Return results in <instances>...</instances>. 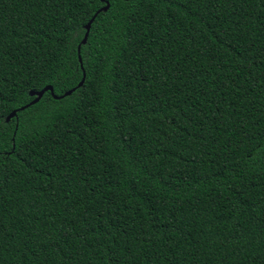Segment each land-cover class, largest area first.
Instances as JSON below:
<instances>
[{
    "label": "trees",
    "instance_id": "obj_1",
    "mask_svg": "<svg viewBox=\"0 0 264 264\" xmlns=\"http://www.w3.org/2000/svg\"><path fill=\"white\" fill-rule=\"evenodd\" d=\"M0 0V264H264V0ZM83 84L70 95H56Z\"/></svg>",
    "mask_w": 264,
    "mask_h": 264
},
{
    "label": "water",
    "instance_id": "obj_2",
    "mask_svg": "<svg viewBox=\"0 0 264 264\" xmlns=\"http://www.w3.org/2000/svg\"><path fill=\"white\" fill-rule=\"evenodd\" d=\"M101 1L104 2V5L102 7H100L98 10H96V12L91 16V18L88 20V22L84 25V28H85L84 35H83L82 39L80 40L79 44L77 45L78 59H79V62H80V65H81L82 68H83V65H82V59H81V56H80L81 44H85L86 43L91 24H92L93 20L95 19L96 15L100 11H106L109 8V6H110V3H109L108 0H101ZM84 78H85V75L83 73V77L79 81V83L74 88H71V89L65 91L62 95H56L54 93V91H53V88L50 85H47V86L43 87L42 89H40L38 91H30V95H35V97L29 103H27L25 105H22V106H20V107H18L16 109L12 110L6 116L5 120L8 121L11 117L16 115L17 111L23 110L26 107H29L30 105L35 104L36 102H38L46 91H50L51 95L55 99L62 98L64 96H66V95H70L76 88L80 87L83 84Z\"/></svg>",
    "mask_w": 264,
    "mask_h": 264
}]
</instances>
